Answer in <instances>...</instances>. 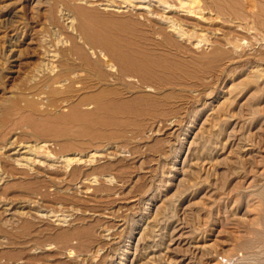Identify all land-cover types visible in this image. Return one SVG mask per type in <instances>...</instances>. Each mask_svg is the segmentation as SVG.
Instances as JSON below:
<instances>
[{"label":"rangeland","instance_id":"rangeland-1","mask_svg":"<svg viewBox=\"0 0 264 264\" xmlns=\"http://www.w3.org/2000/svg\"><path fill=\"white\" fill-rule=\"evenodd\" d=\"M61 4L0 0V149L15 139L25 146L61 141L50 152L82 161L67 166L40 157L35 165L22 160L25 149L0 154V264H143L154 249L164 258L166 236L176 226L191 238L169 264H264V113L258 120L242 117L249 96L237 86L249 66L264 70V33L252 31L239 43L243 51L224 62V76L216 82L199 91L171 90L165 118L144 117L139 127H93L99 138L80 136L78 127L67 125L61 128L74 134L71 140L37 137L16 115L14 97L32 84L46 51L60 49L72 34L68 21L60 20ZM102 9L106 16L128 19ZM229 95L231 121H220L212 131L220 139L207 152L194 146L210 128L213 109ZM229 133L233 144L224 149ZM244 138L257 149L253 170L232 163ZM191 162L205 163L212 172L194 180ZM152 218L160 221L153 240H141ZM195 238L210 245L203 254H193Z\"/></svg>","mask_w":264,"mask_h":264},{"label":"bare ground","instance_id":"bare-ground-1","mask_svg":"<svg viewBox=\"0 0 264 264\" xmlns=\"http://www.w3.org/2000/svg\"><path fill=\"white\" fill-rule=\"evenodd\" d=\"M61 3L60 20L68 21L72 34L60 49L56 47L46 51V61L37 71L32 84L26 92L20 93V97H14L17 100L16 115L37 137L54 135L58 139L71 140L74 134L61 128L67 125L78 127L76 133L80 136L99 138L101 135L96 134L93 127H139L144 124L141 122L144 117H150L155 122L161 116V119L165 118L163 115L169 108L171 90L199 91L210 82H216L224 76V62L242 50L239 43L255 31L264 33V0H61ZM101 8L103 11L123 13L124 16L127 14L128 19L106 16ZM249 67L248 75L237 85L245 91L246 97L249 96L241 105V109L247 110L248 114L241 111L243 114L240 115L258 120L264 113V96H261L264 70L258 66ZM230 95L225 100L223 97V101L213 109L214 115L208 121L210 128L196 135L195 139L199 141L194 142V146L207 152L209 146L215 143L213 140L220 139L221 134L212 131L220 121H231L233 113L230 115L228 109L233 102ZM146 101L149 103L146 104ZM226 136L224 149L233 144L234 136L231 133ZM50 142L25 146L15 139L1 148L0 154L5 149L21 154L20 150L25 149L24 156L27 157L22 160L35 165L42 163L37 161L40 157L67 166L82 162L80 159L56 157L53 151L51 154L52 147L55 145L58 148L61 141ZM237 149L238 161L232 162L235 167H258L259 159H255L258 153L252 143L241 139ZM94 157L97 156L91 155V158ZM199 160L202 161L201 158ZM192 162L190 168H194L191 170L194 180H200V173L201 176L203 172L209 176L212 172L205 163ZM239 168L234 170L235 175L240 173ZM262 203L260 212L264 219V192ZM151 221L141 231V240L152 238L154 228L160 225L158 220L152 218ZM182 228L176 226L167 234L164 258L157 255L159 251L154 249L158 247L155 245L148 255L151 257L143 264H169L183 242L191 238L182 233ZM158 234L161 235L160 231ZM201 239H194L197 240V245L194 242L196 246L192 247L195 255L203 254L210 247L199 245ZM186 244L190 243L187 241Z\"/></svg>","mask_w":264,"mask_h":264}]
</instances>
